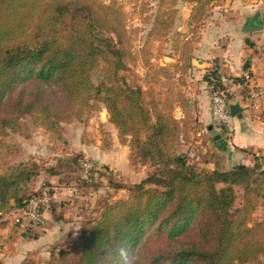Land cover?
<instances>
[{"label":"trees","instance_id":"trees-1","mask_svg":"<svg viewBox=\"0 0 264 264\" xmlns=\"http://www.w3.org/2000/svg\"><path fill=\"white\" fill-rule=\"evenodd\" d=\"M177 1L159 0L140 75L130 68L138 56L115 0H0V249L37 237L7 215L26 207L41 172L68 185L84 168V154L67 148L64 123H86L104 109L118 143L128 147L129 165L152 169L137 183L115 185L127 195L101 201L97 216L82 222L77 256L59 248L46 264H264V213L253 217L264 205V157L221 171L198 164L181 146L193 123L185 90L197 40L173 31ZM183 1L192 4L193 35L220 0ZM170 33L175 62H151L153 42ZM223 74L214 66L203 79L221 87ZM258 89L264 110V87ZM32 127L48 134L51 150L62 148L53 163L12 161L22 150L6 139H28ZM19 264L39 263L27 255Z\"/></svg>","mask_w":264,"mask_h":264},{"label":"rangeland","instance_id":"rangeland-1","mask_svg":"<svg viewBox=\"0 0 264 264\" xmlns=\"http://www.w3.org/2000/svg\"><path fill=\"white\" fill-rule=\"evenodd\" d=\"M103 3L109 4L114 0H100ZM117 4L121 6L127 16V28L131 33V48L134 53L137 54L138 60L131 64L136 73L142 75L144 72V59L142 58V48L144 47L145 38L152 27L155 13L158 9L159 0H115ZM210 8L207 12V16L210 14ZM176 18L173 31H178L189 35V38L198 36L199 26L193 35L189 34L191 27H189L188 20L190 11L192 10V4L186 3L183 0H178L176 3ZM206 16V17H207ZM205 17V18H206ZM172 33L161 40L153 42L151 46V62H155L157 65H167L175 62L177 56L174 55V51L171 48ZM196 42V41H195ZM189 83L190 88L186 86L185 93L191 97V92L196 90ZM188 85V83H187ZM208 88V86H207ZM209 90V88H208ZM207 90V91H208ZM243 95L248 92L247 87L242 86L239 90ZM192 101V99H191ZM194 103V101H193ZM194 105V104H191ZM177 116L180 115L178 108L175 109ZM258 114L264 116V110L258 111ZM107 113L104 109L96 112L86 123L70 121L64 123L65 136L67 135L69 144L73 142L74 147H83L87 151H94L104 156L108 161V165H102L95 163L94 160L85 158L84 164L88 163L91 168H95L92 176H88L86 170L91 168L86 167L80 171L75 172V181L68 184L69 188L55 201L51 199V187H60L63 184L61 176H55L54 184L52 185L47 180L49 176L44 173H40L38 178L33 182L34 195L30 199H37L42 190H47L49 194V207L43 209L47 211L49 215L42 213L43 222L36 224L28 216L23 215L19 210H13L7 215V218L11 221L13 218H20V228L28 234H36L39 240L32 241L25 237H18L13 244L12 249L1 248L0 249V264H16L20 256L29 255L37 260L39 264H46L52 251H56L59 248L67 250L70 258L77 256L78 249L80 248V239L76 236L73 227V222L76 221H92L99 212V203L103 200H117L127 195L126 190L116 189L115 185L125 184L130 185L139 182L148 174L152 169L148 164L132 168L128 163V147L118 143L116 137V130L113 125L107 121ZM7 141L17 144L21 151L18 158L12 159V161L26 160L28 158H34L37 161L43 160L49 163H53L55 154L61 153L62 148L57 144L55 151L49 148L50 142L48 140V134L40 128L32 127L30 129V138L25 139L17 134H11L6 139ZM108 142V149L101 150V146ZM70 149V148H69ZM254 156L251 155V164L254 162ZM259 157H262L259 155ZM106 166V168L104 167ZM84 178V179H83ZM83 180L85 182H83ZM64 185V184H63ZM65 186V185H64ZM61 192V191H60ZM240 193V191H238ZM239 202V198L236 200V204ZM264 213V205H259L253 213L254 219H259ZM69 226L70 229H66ZM1 233H5V230H1ZM35 239V238H34ZM31 241V242H29ZM264 261V256L260 258Z\"/></svg>","mask_w":264,"mask_h":264},{"label":"crops","instance_id":"crops-1","mask_svg":"<svg viewBox=\"0 0 264 264\" xmlns=\"http://www.w3.org/2000/svg\"><path fill=\"white\" fill-rule=\"evenodd\" d=\"M195 38L192 67L186 76L188 88L190 82L196 88L190 97L191 104H194L191 105L193 123L190 140L181 146L195 162L208 169H214L216 164L221 171L236 164L249 165L251 155L264 157V116L258 114L263 109L261 98L250 99L249 92L243 95L239 92L240 88L237 89L231 100L240 101L241 116L233 117L232 129L221 128L210 119V97L203 75L214 66H218L229 78H239L244 70H248L251 86L264 87V0H220L202 21ZM243 64L247 67L244 68ZM73 146L71 142L70 150L81 151L85 158L108 165L109 160L99 153ZM49 177L47 181L53 185L55 176ZM50 187L53 201L69 188L66 184H61L59 188ZM41 211L49 215L47 211ZM82 222L71 224L78 239ZM35 240L38 241L39 236L32 241ZM25 256V253L20 256L16 264Z\"/></svg>","mask_w":264,"mask_h":264},{"label":"built area","instance_id":"built-area-1","mask_svg":"<svg viewBox=\"0 0 264 264\" xmlns=\"http://www.w3.org/2000/svg\"><path fill=\"white\" fill-rule=\"evenodd\" d=\"M239 78L243 80H234L233 78L222 75L220 78L221 87L214 86V84L209 85L210 119H212V122L215 125L220 126L221 128L232 129L233 127L234 118L230 115L228 102L231 100V97L237 89L242 86H247V89L249 88L248 96L250 99H255L261 96L260 89L256 88V86H251L250 82H248V79L250 78L248 70H244ZM84 165L91 168L89 162ZM49 203V194L47 190H42L37 199H30L26 207L20 211L23 215L28 216L35 221L36 224H39L40 222H43L41 210L48 208Z\"/></svg>","mask_w":264,"mask_h":264},{"label":"water","instance_id":"water-1","mask_svg":"<svg viewBox=\"0 0 264 264\" xmlns=\"http://www.w3.org/2000/svg\"><path fill=\"white\" fill-rule=\"evenodd\" d=\"M254 20H256V18H254ZM228 109H229L230 115L232 117H235V116L240 117L241 116L242 106H241L239 100H235V101L230 100L228 102Z\"/></svg>","mask_w":264,"mask_h":264}]
</instances>
